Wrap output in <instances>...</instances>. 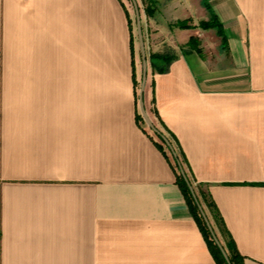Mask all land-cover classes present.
I'll list each match as a JSON object with an SVG mask.
<instances>
[{"label":"crops","instance_id":"0c3cea01","mask_svg":"<svg viewBox=\"0 0 264 264\" xmlns=\"http://www.w3.org/2000/svg\"><path fill=\"white\" fill-rule=\"evenodd\" d=\"M138 1L148 115L264 264V0ZM131 18L128 0H0V264H217L138 122Z\"/></svg>","mask_w":264,"mask_h":264},{"label":"trees","instance_id":"16d2710c","mask_svg":"<svg viewBox=\"0 0 264 264\" xmlns=\"http://www.w3.org/2000/svg\"><path fill=\"white\" fill-rule=\"evenodd\" d=\"M145 4V11L148 15H152L155 5V0H142ZM177 25L180 27H189L186 21H178ZM202 27H216L218 32L223 35L221 25L212 18L211 21L201 22ZM130 29H132V24L130 20ZM132 35V51H133V32ZM193 41V38L191 39ZM152 63L155 65L156 60L168 61L163 55L153 53L151 54ZM135 62H133V78L135 90L138 88V81L136 79ZM138 95L136 90V103H137V119L138 122H145L142 116L139 105H138ZM162 128L154 125V134L158 137L155 140V144L164 153L171 163L175 175L176 183L180 186L189 209L196 220L198 226L200 227L206 242L208 244L209 250L212 253L217 264H244L245 257L239 251L236 242L228 230L225 220L220 212L218 205L216 204L211 192L205 186L203 182H199L191 172L188 160L180 146L178 138L173 132H171L167 126L161 122ZM168 152L170 155H168ZM208 217L214 234L219 242H217L214 234L209 228V225L203 214ZM220 243V244H219Z\"/></svg>","mask_w":264,"mask_h":264},{"label":"water","instance_id":"95a60500","mask_svg":"<svg viewBox=\"0 0 264 264\" xmlns=\"http://www.w3.org/2000/svg\"><path fill=\"white\" fill-rule=\"evenodd\" d=\"M136 8H137V33H138V38H139L140 47H141V51H142L143 63H144V71H143L142 83H141L140 90H139V107H140L141 114L144 117V119L147 122V124L153 130H155L154 129V125H153V123H152V121H151V119H150V117L148 115V112L146 110L145 103H144V88H145L146 78H147L146 50H145V42H144V36H143V30H142L141 17H140V12L138 10L137 5H136ZM203 214H204L205 219H206V221H207V223L209 225L210 230L214 234L212 225H211L208 217L204 213V211H203ZM214 237L216 238L215 234H214ZM216 240H217V242H219L217 238H216Z\"/></svg>","mask_w":264,"mask_h":264},{"label":"rangeland","instance_id":"374dc122","mask_svg":"<svg viewBox=\"0 0 264 264\" xmlns=\"http://www.w3.org/2000/svg\"><path fill=\"white\" fill-rule=\"evenodd\" d=\"M133 0H128L129 2V6L131 8V11H132V18H131V22H132V29H133V34H134V40L137 41L138 40V33H137V12H136V9L134 8V5H133ZM137 1V4H138V7L140 8V5H139V1ZM142 23V22H141ZM139 89H140V81H138V93H139ZM146 126V124L144 125Z\"/></svg>","mask_w":264,"mask_h":264}]
</instances>
